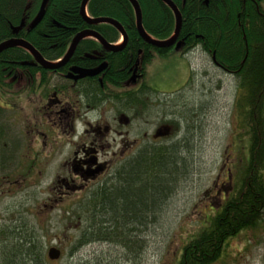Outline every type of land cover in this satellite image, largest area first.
<instances>
[{
	"label": "trees",
	"instance_id": "16d2710c",
	"mask_svg": "<svg viewBox=\"0 0 264 264\" xmlns=\"http://www.w3.org/2000/svg\"><path fill=\"white\" fill-rule=\"evenodd\" d=\"M137 1L147 34L160 41L173 37L176 20L171 8L161 0ZM171 1L182 16L177 41L181 43V54L186 56L200 49L211 60L215 57L224 71L236 77L239 92L235 113L239 126L248 129L250 138L249 165L241 188L228 198L221 209L214 211L211 218H207L175 263L215 264L223 256L228 241L264 223L263 0ZM82 2L49 0L45 17L31 29L42 0H0V42L9 34L11 23L20 27L19 32L24 38L51 62L62 59L75 36L88 28H95L108 43H118L121 35L113 26L101 24L91 27L85 22L80 14ZM87 13L91 19L112 18L123 27L128 37L127 46L110 59L113 68L109 80L113 87L126 79L128 68L122 69L132 66L140 50L144 52L145 66L156 55L166 57L173 50L145 44L138 34L134 9L128 0H90ZM92 46L90 40H84L78 45L76 53L88 51ZM25 63L30 64L29 67ZM17 69L29 70L30 79L34 82L39 78L45 79L48 74L39 68L25 49L10 50L0 57V84L9 80L6 84L9 87L13 85L18 79L15 78ZM35 85L32 83L31 87ZM145 148L133 162L118 167L108 184L98 187L87 197L82 205L83 212L78 214L82 219L79 220L71 252L90 244H112L123 247L128 257H138V249L144 246V242L139 240L140 228L155 219L156 200L171 193L172 187L167 183L173 177L181 176V168L185 164L175 156L178 150L172 145ZM12 231L6 235L8 241H2L4 248L0 249V264H46L41 239L24 230H21L24 235L14 237ZM11 237L16 240L11 241Z\"/></svg>",
	"mask_w": 264,
	"mask_h": 264
},
{
	"label": "rangeland",
	"instance_id": "374dc122",
	"mask_svg": "<svg viewBox=\"0 0 264 264\" xmlns=\"http://www.w3.org/2000/svg\"><path fill=\"white\" fill-rule=\"evenodd\" d=\"M261 7L264 10V0ZM171 49L168 56L156 55L146 65L151 97L143 118L135 115L128 126V118L119 116L121 110L115 103L126 92L124 87H112L111 98L117 102L110 104L108 111L109 124L119 132L113 135V151L123 136L130 141L141 140L143 134L152 138L171 105L176 106L181 125L188 126L179 140L185 150L178 148L175 155L185 163L183 173L167 183L171 193L156 200L155 219L140 228L139 240L144 246L138 249V257H128L123 247L112 244H90L71 252L82 219L78 214L97 187L89 189L92 185L84 187L81 181L74 189L58 184L67 175L63 163L70 157L74 138L57 132L42 116V105L36 107L24 98L4 120L11 140L22 148L17 155L9 152L15 156L11 160L9 155L0 154V163L15 161L12 168L0 172V249L8 231L13 230L17 237L24 235V230L44 243L46 264H175L190 239L213 216V206L220 208L224 181L231 177L234 193L241 188L249 165L250 138L235 113L238 81L216 68L198 49L186 56L180 49ZM19 100L15 97L14 104ZM24 117L28 121L20 120ZM37 119L44 120L40 129L47 135L38 134ZM225 187L229 191L227 184ZM13 238L11 241L16 240ZM51 248L61 252L58 260L47 257ZM215 264H264V223L228 241Z\"/></svg>",
	"mask_w": 264,
	"mask_h": 264
},
{
	"label": "flooded vegetation",
	"instance_id": "af4514ba",
	"mask_svg": "<svg viewBox=\"0 0 264 264\" xmlns=\"http://www.w3.org/2000/svg\"><path fill=\"white\" fill-rule=\"evenodd\" d=\"M96 25L101 24L90 26ZM86 30L94 31L102 36L95 28ZM102 38L108 43L103 36ZM84 40H90L93 45L91 49L79 53L75 51L66 64L50 72L49 79L39 78L34 82L30 79L29 70L17 69L19 72L15 74V78L18 79H15L16 81H14L13 85L9 87L6 84L9 80L0 84V154L9 155L11 160L15 156L9 152L13 150L15 155H17L22 148L17 146L20 144L19 142L11 140V130L4 122L6 116H11L15 112L18 102L22 103V98L33 102L36 107L38 104L42 105V116L52 123V127H55L57 132L74 138L70 157L63 163L67 175L61 181H58V184L64 185L67 189H74L76 182L79 181L84 187L92 185L89 189L96 187L98 189L105 183L108 184V180H111L117 173L118 167L133 162L145 146L160 147L162 144L171 145L163 137L172 135L171 137L174 136V141H179L181 139L180 135L183 133V130L177 125V122L181 124L182 121L177 116L176 106L173 107L171 105L169 112L164 114L163 125L159 127L151 139H146V134H143L141 140L134 139L132 141L123 136L124 140L114 146L118 153L116 150L113 151V144H116L113 135L119 134V132L108 122L110 104L117 102L116 98L114 102L111 98L113 84L110 83L109 75L113 68L110 59L118 51H108L94 38H86ZM127 44L128 41L121 50ZM113 45L115 46V44ZM62 59L56 61V63H60ZM135 59L132 66H125L122 69L128 68L127 77L125 80L119 81L118 84L120 85L117 87L126 88V92L120 95L121 98L119 100H123L121 105L115 103V107L121 110L119 116L128 118L126 119L128 126L132 123L135 115L141 118L144 117L146 104L149 103L151 97V95L149 97L144 95V88H148L144 52L140 50ZM24 65L29 67L30 64L25 63ZM39 68L41 67L39 66ZM41 69L43 70V68ZM83 71L95 72V75L80 77ZM32 83L36 84L33 88L31 87ZM32 95L35 96L34 99H32ZM15 97L21 99L17 101L16 105L14 104L16 102ZM35 105L33 106L34 108ZM152 109L155 110V107ZM20 120L28 121L27 117L20 118ZM44 125V120L37 119L35 128L39 130ZM38 134L47 135L43 129H40ZM13 164H15L14 160L8 163L1 162L0 172L6 170V167L12 168ZM223 184L221 187L223 189L221 195L223 196L220 199L219 209L223 207L228 198L234 193L230 176ZM226 184L229 186V191L226 190ZM61 199H64V197H61ZM212 209L214 211L217 210L215 206Z\"/></svg>",
	"mask_w": 264,
	"mask_h": 264
},
{
	"label": "water",
	"instance_id": "95a60500",
	"mask_svg": "<svg viewBox=\"0 0 264 264\" xmlns=\"http://www.w3.org/2000/svg\"><path fill=\"white\" fill-rule=\"evenodd\" d=\"M47 1L48 0H43L41 12H40L38 18L34 21L33 25L31 26L32 28L35 27V25H37L41 21V19L43 17V9H44ZM89 1L90 0H83V2L81 4L80 14H81L82 18L89 25L109 24V25L113 26L114 28H116L119 31V33L121 34V38L123 41L121 46H114L113 44L107 43L102 38V36H100L98 33L91 31V30H86V31H83V32H81L75 36V38L71 42V45H70L69 50L67 51V54L64 56V58L61 60L60 63L48 62L47 60H45L41 56V54L32 45H30L27 42H23V41L15 42L14 41L13 43L6 44L7 45L6 47H14L17 45L20 47H23L29 53L32 54V56L35 58L36 62L40 65V67H42L43 69H48V70H57V69H59V67L66 64L69 61V59L73 56V54L76 51L79 43L86 38H94L104 48L108 49V51H110V52H116V51L121 50L126 45V43L128 41V37H127L123 27L117 21L109 19V18L91 19L90 17H88L87 4L89 3ZM128 1L131 3V5L135 11L136 26H137L138 34L145 43L151 45L154 48L162 49V50H169L173 47H175L177 50L180 49L181 43H177V41H178L180 31L182 28V16H181V13H180L179 9L177 8V6L171 0H161V1L163 3H165L168 7H170L171 10L173 11V13L175 15V20H176V28H175V33H174L173 37H171L168 40H163V41L155 40L147 34V32L145 31V29L143 27L142 12H141L140 6L138 5L136 0H128ZM3 47L4 46H1L0 50ZM213 61L216 63L215 57L213 58ZM94 75H95V72L83 71V73L81 74L80 77H87V76L91 77ZM60 256H61V252L59 250H57L56 248H51L48 250L47 257L49 258V260H51V261L58 260L60 258Z\"/></svg>",
	"mask_w": 264,
	"mask_h": 264
},
{
	"label": "bare ground",
	"instance_id": "6f19581e",
	"mask_svg": "<svg viewBox=\"0 0 264 264\" xmlns=\"http://www.w3.org/2000/svg\"><path fill=\"white\" fill-rule=\"evenodd\" d=\"M137 1V0H136ZM48 3H49V0L47 1V3H46V5H45V7H44V9H43V17H42V19H41V21L43 20V18L45 17V14H46V10L48 9L47 7H48ZM137 3H138V5L140 6V4H139V2L137 1ZM42 4H43V0H42V3H41V6H40V9H39V12H38V14H37V16H36V18H35V20L38 18V16H39V14H40V12H41V8H42ZM131 4V3H130ZM134 9V8H133ZM140 9H141V7H140ZM141 12H142V10H141ZM134 13H135V11H134ZM109 19H112V18H109ZM113 20V19H112ZM142 21H143V18H142ZM24 23H25V21H24ZM34 23V22H33ZM33 23L31 24V26L33 25ZM143 23V22H142ZM39 24V23H38ZM37 24V25H38ZM37 25H35V27L37 26ZM105 25H109V24H105ZM35 27H33V28H35ZM10 32H9V34L8 35H6V37H5V39L4 40H2V42H0V47L1 46H4L1 50H0V57H2V56H4V54H6V52L7 51H10V50H15V51H22V49H24L23 47H20V46H14V47H6L7 45L6 44H8V43H13L14 41L15 42H21V41H23V42H27V43H29L28 42V40H26L24 37V35L22 34V33H20L19 31H20V27H17V26H15V25H13V24H11L10 23ZM32 27H31V29H33ZM26 35V34H25ZM82 42V41H81ZM80 42V43H81ZM79 43V44H80ZM30 44V43H29ZM31 45V44H30ZM36 49V48H35ZM26 50V49H25ZM198 50H200V49H198ZM27 51V50H26ZM201 51V50H200ZM75 53V52H74ZM192 53V52H191ZM202 53V52H201ZM31 54V53H30ZM32 55V54H31ZM204 55V54H203ZM46 60V59H45ZM48 61V60H47ZM48 62H50V63H56V62H51V61H48ZM37 63V62H36ZM212 63L216 66V68H218V69H220V70H222L225 74H228L229 76H234L233 74H231V73H228V72H226V71H224L223 70V68H221L219 65H218V63L216 62H214L213 61V59H212ZM37 65L38 66H40L38 63H37ZM14 66H18V64H14ZM42 68V67H41ZM43 70H46L47 71V76H46V78H48L49 79V74H50V72H52V71H55V70H48V69H43ZM31 76V75H30ZM235 77V76H234ZM236 78V77H235ZM237 80V79H236ZM238 83V82H237ZM147 89V91H145ZM144 95H146L147 97H149V95L148 94H150V91H148V88H144ZM122 101L123 100H119L118 102H117V104L118 105H121V103H122ZM131 104H132V102H131ZM131 104H130V106H131ZM130 106H129V108H130ZM184 124V123H183ZM182 124V125H183ZM186 124V123H185ZM185 124H184V126H182L181 124H179L178 122H177V125L179 126V128L180 129H182L183 131L185 130V129H187V127L185 126ZM187 125H188V122H187ZM186 131V130H185ZM187 132V131H186ZM147 138H148V136H147ZM149 139H151V138H149ZM168 141H169V143L172 145V146H174L175 148H179V149H182V150H185V148H184V146H185V144L183 145V146H181V142L180 141H178V140H175L174 141V136L173 137H170L169 139H167ZM179 146H181V148L179 147ZM146 150V148L144 147L143 149H142V151H145ZM11 231V230H10ZM10 231H8V232H10ZM13 232V231H12Z\"/></svg>",
	"mask_w": 264,
	"mask_h": 264
}]
</instances>
